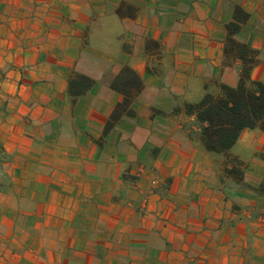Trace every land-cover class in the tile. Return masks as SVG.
<instances>
[{
    "label": "crops",
    "instance_id": "1",
    "mask_svg": "<svg viewBox=\"0 0 264 264\" xmlns=\"http://www.w3.org/2000/svg\"><path fill=\"white\" fill-rule=\"evenodd\" d=\"M236 6L264 82V0H0V264H264V130L230 158L186 110L239 83Z\"/></svg>",
    "mask_w": 264,
    "mask_h": 264
},
{
    "label": "trees",
    "instance_id": "2",
    "mask_svg": "<svg viewBox=\"0 0 264 264\" xmlns=\"http://www.w3.org/2000/svg\"><path fill=\"white\" fill-rule=\"evenodd\" d=\"M248 18L249 13L236 6L234 19L227 25L226 64H231L232 58H241L244 63L239 83L236 86L221 83V93L208 92L200 101L186 104L187 113L195 115L201 124L205 148L210 152L224 153L230 158L229 151L244 129L258 127L264 130V82L251 79L257 51L234 37ZM80 77V80L71 81L73 93H81V89L94 83L88 77ZM111 85L124 97L116 105L107 129L124 114L135 115L132 103L144 87L141 76L130 66H124ZM233 168L228 170L232 171Z\"/></svg>",
    "mask_w": 264,
    "mask_h": 264
}]
</instances>
